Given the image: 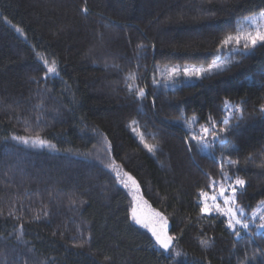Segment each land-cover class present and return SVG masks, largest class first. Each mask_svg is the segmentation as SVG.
Returning a JSON list of instances; mask_svg holds the SVG:
<instances>
[{"label": "trees", "instance_id": "16d2710c", "mask_svg": "<svg viewBox=\"0 0 264 264\" xmlns=\"http://www.w3.org/2000/svg\"><path fill=\"white\" fill-rule=\"evenodd\" d=\"M261 10L264 0H0V264H264V231H234L200 196L238 177L237 207L264 201V47L221 46ZM212 122L210 146L191 139ZM137 205L167 218L168 251L133 219Z\"/></svg>", "mask_w": 264, "mask_h": 264}, {"label": "snow or ice", "instance_id": "6c2138e0", "mask_svg": "<svg viewBox=\"0 0 264 264\" xmlns=\"http://www.w3.org/2000/svg\"><path fill=\"white\" fill-rule=\"evenodd\" d=\"M82 11L87 12V8L82 9ZM261 16H264V12H261ZM249 28L252 30H245L244 25L240 26V30L236 32V34H229L227 35L221 42L222 47H227L229 45H234L237 48H240L242 45V50L251 51L254 49L258 44L262 47H264V25L257 24V20L255 18H249L247 21ZM45 65H48L47 67V73L52 75H59L56 62L55 61H47L44 60ZM221 65H217L213 63L208 68H198V69H188L185 68L184 74L189 76H201L204 73H211L213 68H219ZM178 70L176 68L169 70V78L173 74H177ZM130 79H135L134 75L129 77ZM132 85H129V89H132ZM136 95L139 97H142L144 95V90L142 88H137ZM227 102L225 104V107H227ZM235 111L242 112V109L239 108V106H236ZM135 123V122H133ZM189 129L191 130L193 125L188 124L187 125ZM215 123L212 122L211 127H206L204 125H200V131L202 135L198 139L197 136L194 134L191 136V139L195 141L197 144H200L201 141H205L210 146V141H208V137L211 136L212 140H215L217 136L219 135L215 130ZM226 131V129L224 130ZM15 139H18L22 141L23 143H29L30 140L34 144H38L40 146H44L47 142L43 139L36 137V138H25V137H15ZM51 146V145H49ZM145 147L148 148L150 152L155 151V147L151 145H145ZM191 147V145H189ZM229 163H236V161H232L230 158H228ZM127 175V174H125ZM128 180L132 182V184H135V180L129 176ZM122 183H125L123 180ZM236 185H239L241 188L245 185V181L240 178H236L234 183L229 185L228 188H225L223 183L219 185V191H216L217 183L216 181H212L210 188H211V194L209 192H205L204 190H201L200 196L203 199V207L201 208V211L204 213H211L212 211H216L220 213L221 215H224L228 217V226L230 228H233L235 231V225L239 224L243 229H248L249 224L245 223L243 220L237 218L238 213L242 214L244 209L241 207H226L222 208L220 204V198L223 200V204L228 205H234L236 204V201L234 199L237 188ZM125 186H127V183H125ZM226 191H231L232 196H225ZM207 199H210L213 204L212 206H209L207 203ZM262 205H264V201L260 202ZM133 219L136 220L137 223L141 224L142 226L149 228V230L152 232V235L155 237V240L157 244L164 249L165 251H168L172 247L173 237L170 236L167 232V225L168 221L167 218L164 217L161 213H153V216L158 219H152V217H145V215L142 212H139L138 209H133ZM261 219H264V217H261ZM259 227L264 228V224L259 225ZM236 235H239V232H236ZM202 245L205 247L209 246L207 241H200ZM176 256H179L180 253L176 252Z\"/></svg>", "mask_w": 264, "mask_h": 264}, {"label": "rangeland", "instance_id": "374dc122", "mask_svg": "<svg viewBox=\"0 0 264 264\" xmlns=\"http://www.w3.org/2000/svg\"><path fill=\"white\" fill-rule=\"evenodd\" d=\"M261 12H264V11L261 10V11L255 13L254 15H252V16H250V17H248V18H246L244 20V22L242 23V25H244V29L245 30H252L251 28H249V25L247 23V21L249 20V18H255L257 20V24L264 25V16H261L260 15ZM218 185H220V184H218ZM225 188H228V186H225ZM216 191L217 192L219 191V187H217V190ZM136 195H135V197H137ZM225 196L231 197L232 196L231 191H226L225 192ZM135 199H136L135 202L137 204H140L137 201L138 198H135ZM234 199H235V197H234ZM219 202H220L222 208H226V207H229V206H231V207H237L236 204H234V205H228V206L224 205L222 198H220V201ZM207 203L209 204V206H212V204H213V202L210 199H207ZM136 209H138L139 212H142L145 215V217H152V219H154V216H153V213L152 212L149 213V212L145 211L144 208H142V207H140L138 205H137ZM211 213H218V212L212 211ZM206 214H209V213H206ZM261 217H264V205H262L261 203L258 205V207L253 212L247 213V212L243 211L242 214L238 213V215H237V218H239V219L243 220L245 223H248L249 224L248 229H244V230L252 229V230H255L256 232L264 231V228L259 227V225L264 224V219H261ZM226 218L228 219V217H226ZM139 225H141V224H139ZM142 227H144V226H142ZM144 228H146V227H144ZM235 228H241V229H243L241 227V225H239V224H236L235 225ZM147 229H149V228H147Z\"/></svg>", "mask_w": 264, "mask_h": 264}]
</instances>
